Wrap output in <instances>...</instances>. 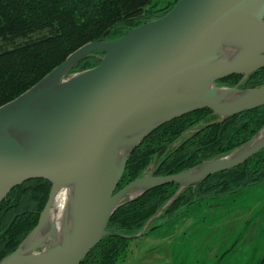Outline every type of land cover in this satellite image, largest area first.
<instances>
[{"label":"water","instance_id":"obj_1","mask_svg":"<svg viewBox=\"0 0 264 264\" xmlns=\"http://www.w3.org/2000/svg\"><path fill=\"white\" fill-rule=\"evenodd\" d=\"M224 44L238 46L226 60L219 53ZM95 51L104 52L97 66L65 79ZM263 67L264 0H179L164 16L118 39L81 46L36 85L0 106V205L28 180L52 183L37 226L0 264H82L127 199L170 183L196 184L263 150L264 137L259 136L264 126L229 155L178 174H146L118 190L132 151L162 124L201 109L226 118L263 106L264 85L217 84L233 74L245 80ZM130 144L122 157L121 148ZM70 184L77 185V226L50 251L48 246L20 256L52 211L59 187ZM135 186L144 189L128 196Z\"/></svg>","mask_w":264,"mask_h":264},{"label":"trees","instance_id":"obj_2","mask_svg":"<svg viewBox=\"0 0 264 264\" xmlns=\"http://www.w3.org/2000/svg\"><path fill=\"white\" fill-rule=\"evenodd\" d=\"M179 0L162 7L156 0H0V106L15 99L49 74L81 46L109 41L164 16ZM95 51L71 69L97 66ZM218 81L241 88L264 85V67ZM214 115L217 119L210 120ZM264 126V105L223 118L201 109L172 119L153 130L131 153L118 190L148 174L171 175L207 160L229 155ZM195 129L193 132L190 130ZM264 181V149L245 163L181 188L170 183L127 199L113 213L102 241L82 264H118L133 240L203 201L234 194ZM52 183L31 179L15 187L0 205V263L18 249L37 226ZM143 231L141 236H138Z\"/></svg>","mask_w":264,"mask_h":264},{"label":"rangeland","instance_id":"obj_3","mask_svg":"<svg viewBox=\"0 0 264 264\" xmlns=\"http://www.w3.org/2000/svg\"><path fill=\"white\" fill-rule=\"evenodd\" d=\"M170 1L173 0H156L155 6L162 7ZM80 72L67 73L65 79ZM257 87L260 86L241 88L239 84L240 89ZM217 118L212 115L209 119ZM153 168L154 163L148 174H152ZM58 203L56 193L52 211ZM54 237L51 234L37 252L45 250ZM228 249H232L231 253L224 258ZM263 259L264 181H261L234 194L194 204L184 215L151 228L131 242L127 257L118 264H257Z\"/></svg>","mask_w":264,"mask_h":264},{"label":"bare ground","instance_id":"obj_4","mask_svg":"<svg viewBox=\"0 0 264 264\" xmlns=\"http://www.w3.org/2000/svg\"><path fill=\"white\" fill-rule=\"evenodd\" d=\"M237 50L238 46L236 45L224 44L221 50H219L220 57L222 60H226L232 57L237 52ZM239 95L240 93H236L230 96L229 100L233 101ZM259 137H264V128ZM131 148V144L122 147L120 150V155L122 157L125 156L126 154H128ZM143 189L144 187L142 186H135L129 191L128 196H136ZM76 193V184L59 187V189L57 190L59 203L56 210L51 211L47 218L44 219V222L42 223L41 228L35 234V237L30 238L28 241H26L25 245L22 248V251L19 253L20 256H30L37 253L38 247L46 244V241L49 240V237L53 232L55 234V237L51 239L52 243L47 248L49 249L48 251L53 249L55 246L63 243L64 240L69 237L73 229L78 224L75 207V199L77 195Z\"/></svg>","mask_w":264,"mask_h":264},{"label":"flooded vegetation","instance_id":"obj_5","mask_svg":"<svg viewBox=\"0 0 264 264\" xmlns=\"http://www.w3.org/2000/svg\"><path fill=\"white\" fill-rule=\"evenodd\" d=\"M240 242L238 241L236 244H234L233 246H234V248L239 244ZM232 249H228V251H226V255L224 256V258L225 257H227V255L228 254H230L231 252H229V251H231ZM257 264H264V259H263V261L260 263H257Z\"/></svg>","mask_w":264,"mask_h":264}]
</instances>
